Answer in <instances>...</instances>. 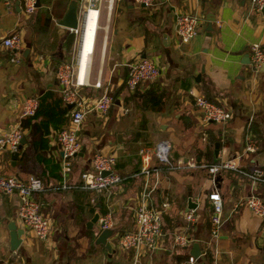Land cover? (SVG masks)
Wrapping results in <instances>:
<instances>
[{
	"label": "crops",
	"instance_id": "obj_1",
	"mask_svg": "<svg viewBox=\"0 0 264 264\" xmlns=\"http://www.w3.org/2000/svg\"><path fill=\"white\" fill-rule=\"evenodd\" d=\"M23 1L0 0V39L18 30L24 41L21 52L0 48V134L21 123L26 138L15 161L11 151L0 149V174L42 179L44 186L33 197L48 217L50 230L47 238L37 237L17 215L20 194L0 192V264H177L191 254L194 242L200 249L196 264H264V215L237 206L251 193L264 198V181L252 184L226 168L218 172L222 177L218 185L206 168L160 165L153 149L157 141L166 139L175 161L231 160L241 168L264 169V65L254 71L251 61H242L251 43L259 42L264 49V15L254 10L250 0H155L150 6L136 5V0H102L98 20L90 10L78 59L80 77L88 64L86 83L79 89L90 106L106 85L114 99L106 113L98 109L86 113L79 133L85 151L72 158L69 186L62 188L57 140L61 128L54 123L61 96L56 69L74 56L78 35L58 19L71 0H38L30 15L24 13ZM180 12L200 17L197 33L187 42H181L175 31ZM210 15L215 19L208 30ZM12 55L16 61L10 60ZM140 56L153 59L160 73L130 91L125 63ZM191 90L229 108L231 118L201 121ZM45 95L53 101L46 116L33 115L23 125V99L36 96L40 101ZM63 105L64 127L70 106ZM251 140L255 150L246 149ZM96 151L114 153L122 176L106 193L81 184L80 173L89 168ZM214 189L222 200L216 236L211 234L208 197ZM189 194L194 208H188ZM141 202L159 212L162 233L154 248L125 249L119 244L120 234L135 229ZM107 203L112 210L109 228L114 229L108 237L111 252L94 242L98 219L89 223L96 212L100 217L107 211ZM189 211L192 219L186 217ZM11 220L23 228L16 249L10 248L7 223ZM176 233L185 235L187 243L176 244Z\"/></svg>",
	"mask_w": 264,
	"mask_h": 264
},
{
	"label": "built area",
	"instance_id": "obj_2",
	"mask_svg": "<svg viewBox=\"0 0 264 264\" xmlns=\"http://www.w3.org/2000/svg\"><path fill=\"white\" fill-rule=\"evenodd\" d=\"M102 0H79V12L81 23L84 21L86 12L90 8H95L99 15V4ZM138 3H144L150 6L155 0H136ZM254 10L264 15V0H250ZM38 0H24L23 11L26 15L32 14L37 8ZM200 23V17L197 14L189 12H180L175 18V31L177 38L181 42H187L197 33ZM77 35L76 54L69 60L58 64L56 69V77L58 79L61 91V97L65 104H70L68 122L57 133V140L60 149V187L69 186L67 180L68 174L72 168V158L80 151L82 143L79 139V132L85 119L86 113L90 109H98L100 112L106 113L113 102V94L108 85L105 86L103 92L97 97L92 106L88 104L80 91V86L86 83V73L84 79L80 80L79 67L77 64V54L80 46L82 28L73 29ZM23 37L18 30H12L0 39V48L6 47L12 49L14 53L21 52L23 49ZM251 69L257 71L259 66L264 63V49L259 42H253L249 49ZM11 61H16V56L10 57ZM127 66L126 87L133 91L142 81H152L160 73V68L156 62L147 57L140 56L125 63ZM94 85L101 86L100 81H95ZM194 95V102L199 111L201 121L207 122H225L232 116L229 108L223 104L207 99L203 94H198L191 90ZM39 106V99L36 96H29L23 99L20 108V118L34 115ZM23 127L21 123L14 125L8 131L0 134V149L14 151L20 144L23 135ZM252 141V140H251ZM154 155L160 165L168 169L183 167H203L209 173L215 175L222 169H233L246 176L252 184L264 181V169L257 166L252 169L239 167L231 160H222L213 163H199L195 158L187 161H175L171 158L172 144L166 139L157 141L154 144ZM247 150H255L256 144L248 142ZM116 155L112 152L96 151L90 158V166L88 169L80 173L82 186L92 189L96 192H108L110 188L122 180L121 174L117 171ZM157 167H155L156 169ZM144 172H149V167L142 168ZM102 171H107L103 174ZM44 186L42 179L35 175H30L23 179L17 175L0 174V192L11 194L17 192L21 196V200L17 207V215L26 227L33 229L39 238H47L50 230V222L48 217L40 210L39 202L33 197V194L41 190ZM212 201L211 211V234L216 236L222 222V200L220 193L214 189L208 194ZM107 211L98 218L99 230L108 228L112 225L111 204L107 203ZM246 205L254 213L264 215V198L257 194L241 198L237 206ZM189 219L193 218V214L189 211L186 214ZM162 233V223L159 212L151 205L141 202L138 204L135 212V229L123 231L119 237V244L125 249L139 248L141 245L149 248L156 246L157 240ZM188 241L183 234L176 233L174 242L178 245H184ZM197 257L192 254L180 260L177 264H196ZM4 264H14L7 261Z\"/></svg>",
	"mask_w": 264,
	"mask_h": 264
},
{
	"label": "water",
	"instance_id": "obj_3",
	"mask_svg": "<svg viewBox=\"0 0 264 264\" xmlns=\"http://www.w3.org/2000/svg\"><path fill=\"white\" fill-rule=\"evenodd\" d=\"M39 2V1H38ZM37 2V4H38ZM141 6H145L144 3H140ZM81 19L80 15H79V9H78V2L77 0H71L69 5L66 8V11L64 12L63 16L58 19V23L61 25H64L70 29H79L82 28L83 25L81 23ZM208 24H207V29L211 30L212 28V21L215 19V17L213 15L207 16L206 17ZM83 22V20H82ZM243 62H250V57L249 54L246 53L244 55V59H242ZM264 65V63H262L259 66V69H262V66ZM68 106H70V104H68ZM26 138L24 135H22L21 139H20V144L17 150L11 151L10 155L11 158L13 159V161H15L18 153H19V149L21 148L22 144L25 143ZM85 151V146L82 145L80 151L78 152V155H82L83 152ZM103 174H106L107 171H102ZM210 177L213 178L214 182L218 183L219 180L222 179L221 175H219V173H216L215 175L209 173ZM196 203L194 201H192V197L191 194H189L188 196V208H194L196 205ZM99 217V214L96 212L94 214V216L90 219L89 223L92 224V222L97 221ZM88 223V224H89ZM7 228L9 230V241H10V248L11 249H16L18 247V245L20 244L21 241V235L23 233V228L21 227H17L15 221L11 220L7 223ZM114 229L113 228H104L98 231L94 242L96 244H103L108 252L112 251V245L110 243V241L108 240V237L113 233ZM191 254L194 255L195 257L200 256V249H199V245L197 242H194L192 244V248H191Z\"/></svg>",
	"mask_w": 264,
	"mask_h": 264
},
{
	"label": "trees",
	"instance_id": "obj_4",
	"mask_svg": "<svg viewBox=\"0 0 264 264\" xmlns=\"http://www.w3.org/2000/svg\"><path fill=\"white\" fill-rule=\"evenodd\" d=\"M206 98L207 99H210V100H213L212 98H210L208 96H206ZM63 103L64 102L62 100V97L60 96L58 103L55 104L56 105V110H57L58 117L54 119V123H55V126L56 127H59V128H62L63 127L61 124L63 123V120L65 118V113H66V106L63 105ZM52 105H53V101L47 100V95L42 96L40 98L39 106H38V109L35 112L34 116L35 115H38V114L39 115L41 114V115H45L46 116V113H47L48 108L50 106H52ZM32 117H33V115L24 117V120H23L22 124L25 125V121H27V123H28V120L27 119L32 118ZM115 167H117V165H115Z\"/></svg>",
	"mask_w": 264,
	"mask_h": 264
},
{
	"label": "bare ground",
	"instance_id": "obj_5",
	"mask_svg": "<svg viewBox=\"0 0 264 264\" xmlns=\"http://www.w3.org/2000/svg\"><path fill=\"white\" fill-rule=\"evenodd\" d=\"M90 10H93V11L96 12L97 20H98V18H99L98 11H97L95 8H90V9L86 12L85 17H84L83 27H82V33H83V28H84V22H85L86 15H88V12H89ZM97 20H96V23H97ZM81 41H82V35H81ZM81 41H80V44H81ZM80 47H81V46H79V50H78V54H77V64H78V59H79V56H80ZM92 51H93V48L90 50L89 57H90V54L92 53ZM89 60H90V59H89ZM88 63H89V62H88ZM87 67H88V64H87ZM87 67H86V69H85V73H86V71H87ZM85 73H83V75H82L81 77H79L80 80H83V79L85 78V77H84ZM79 74H80V71H79Z\"/></svg>",
	"mask_w": 264,
	"mask_h": 264
},
{
	"label": "rangeland",
	"instance_id": "obj_6",
	"mask_svg": "<svg viewBox=\"0 0 264 264\" xmlns=\"http://www.w3.org/2000/svg\"><path fill=\"white\" fill-rule=\"evenodd\" d=\"M136 3V5H139V3L138 2H135ZM92 16V17H91ZM89 18H92L93 19V15L91 14L90 16H89ZM91 21H89V23H90ZM76 54V51L74 52V54L73 55H75ZM93 73H94V71H93Z\"/></svg>",
	"mask_w": 264,
	"mask_h": 264
}]
</instances>
